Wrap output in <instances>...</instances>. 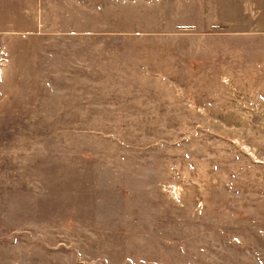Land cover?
Returning <instances> with one entry per match:
<instances>
[{"label":"rangeland","instance_id":"374dc122","mask_svg":"<svg viewBox=\"0 0 264 264\" xmlns=\"http://www.w3.org/2000/svg\"><path fill=\"white\" fill-rule=\"evenodd\" d=\"M0 264H264V0H0Z\"/></svg>","mask_w":264,"mask_h":264}]
</instances>
